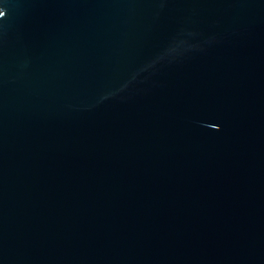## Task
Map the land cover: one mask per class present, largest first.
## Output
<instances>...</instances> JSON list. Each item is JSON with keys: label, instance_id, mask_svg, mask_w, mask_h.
Instances as JSON below:
<instances>
[{"label": "water", "instance_id": "water-1", "mask_svg": "<svg viewBox=\"0 0 264 264\" xmlns=\"http://www.w3.org/2000/svg\"><path fill=\"white\" fill-rule=\"evenodd\" d=\"M0 10V264H264V0Z\"/></svg>", "mask_w": 264, "mask_h": 264}, {"label": "snow or ice", "instance_id": "snow-or-ice-1", "mask_svg": "<svg viewBox=\"0 0 264 264\" xmlns=\"http://www.w3.org/2000/svg\"><path fill=\"white\" fill-rule=\"evenodd\" d=\"M4 15L5 13L2 10H0V16H4Z\"/></svg>", "mask_w": 264, "mask_h": 264}]
</instances>
